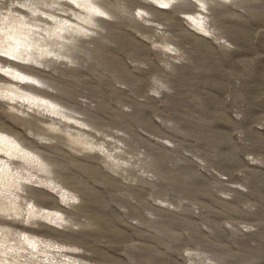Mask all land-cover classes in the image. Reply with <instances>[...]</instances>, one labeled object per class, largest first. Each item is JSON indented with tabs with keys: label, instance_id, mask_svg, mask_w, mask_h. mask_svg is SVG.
<instances>
[{
	"label": "rangeland",
	"instance_id": "rangeland-1",
	"mask_svg": "<svg viewBox=\"0 0 264 264\" xmlns=\"http://www.w3.org/2000/svg\"><path fill=\"white\" fill-rule=\"evenodd\" d=\"M0 264H264V0H0Z\"/></svg>",
	"mask_w": 264,
	"mask_h": 264
}]
</instances>
